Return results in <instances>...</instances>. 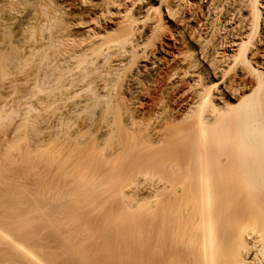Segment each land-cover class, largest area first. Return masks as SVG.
Returning <instances> with one entry per match:
<instances>
[{
  "label": "bare ground",
  "instance_id": "obj_1",
  "mask_svg": "<svg viewBox=\"0 0 264 264\" xmlns=\"http://www.w3.org/2000/svg\"><path fill=\"white\" fill-rule=\"evenodd\" d=\"M151 1L0 0V264H264V0H200L227 97L166 130L135 116L177 15Z\"/></svg>",
  "mask_w": 264,
  "mask_h": 264
},
{
  "label": "rangeland",
  "instance_id": "obj_2",
  "mask_svg": "<svg viewBox=\"0 0 264 264\" xmlns=\"http://www.w3.org/2000/svg\"><path fill=\"white\" fill-rule=\"evenodd\" d=\"M132 1L133 0H130V2H129V4H133V7L131 9L132 12H134L135 10H138V9H140L146 5H150V3L151 4L154 3V1L149 2V0H136L134 2H132ZM161 1L163 3L162 11L163 10L165 11V9H164L165 7H167V6L171 7L172 6L171 10H172V8H174L173 11L177 15L173 16V20H169V21L166 20L165 22L161 21L162 23L161 22L160 23L162 25L159 23L154 28H151L150 26L146 27L148 30L147 29L145 30L147 33L145 34L146 37H144V40L146 43H148V45H152V44L154 45L155 44V46L158 49L156 57L158 58L157 60L160 64L157 62L158 67L156 66V68L158 70H156L157 72H155L153 74L154 76L152 75L150 77V82H149V85L147 87V91L145 92V95L146 94L147 95L144 96L143 100H141L143 102V104L141 106V109H139V111L135 114V116H137L136 118H138L140 120L143 119L145 121L148 119V120L153 122V121H156V120H154L155 115L158 113V111H160L161 108L164 107L165 110L167 109L163 115L165 118L161 117L160 121L157 119L159 127L156 125L157 124L156 122H153V123L158 128L163 129L164 127H166V128H164L166 130V129H173V126L177 127L179 125L178 122H179L180 114L183 110V107H181V100H184L183 102L185 103V106L188 107L189 104L192 102V100H194L193 99L194 98L193 97V90L194 89L195 90H203L205 92H206V90H204V89H207V91L210 92L209 96L212 95L211 99H214V100H226L227 94L225 91L224 92L217 91L218 88L219 89L221 88V85L217 84L220 81V78H219V76H218V80L213 78V75L211 74V72H209V69L206 66L207 65L206 62H204L207 55H208V57L206 58L207 62L209 59H211L210 56L213 57V51L212 50L214 48L213 44L215 41H214V36L210 35L211 33L208 30H207V32H203V30L206 31V29H204L203 26H201L203 28V30L200 27H198L199 26L198 23H200L199 14H201L203 12L202 11L203 3L202 2L199 3L200 0L199 1L198 0H189V2H188V0L187 1L186 0H183V1L180 0L181 2H178L179 0H161ZM177 2L180 5V6H178L179 8H176L177 7L176 5H178ZM182 2L184 4H186L187 2L188 3L186 5H183ZM181 4L183 7L181 6ZM157 5H158L157 3L153 4V6H155V7ZM175 8H176V11H175ZM191 10H192V12H191ZM159 11L161 12V10H159ZM189 18L191 20L188 21ZM215 20L217 22L214 21L212 24H216V25H218L217 27H219L220 26L219 17H218V19H215ZM178 22H181V26L178 25ZM86 25L89 26V24H86ZM106 25H107V27H109V28H107L108 30L113 29L112 27H115V25H113V22L107 23ZM87 26H82V27L77 28V30H76L77 33H79V34L84 33V30L86 29ZM212 26H215V25H212ZM217 27L215 26V29ZM190 28L191 29L193 28L194 30L193 29L191 30ZM195 28H196V30H195ZM198 28L200 31L198 30ZM212 29H214V27H212ZM181 31H182V33H181ZM200 33H201V35H200ZM189 34L190 35L193 34L194 37L191 36V39H190ZM197 36H199L200 39L205 37L207 40L206 47H204V50L201 49V50H203V52H201V53H204V54L207 53V54L203 59L201 58V60H200V53H199L200 47H198L199 43L197 40L198 39ZM196 37H197V39H196ZM195 43H197V44H195ZM204 51H206V52H204ZM211 51H212V53H211ZM191 57H192V59L193 58L196 59V60H194L196 67L193 65L194 67L192 66L190 68V71L188 72V74H190V75L187 74L186 77L181 78V76H182L181 74L185 71V69L187 67L186 65H187L188 60H192ZM185 58H189V59L185 60ZM184 60H185V62L186 61L187 62L185 63ZM191 69L193 70V72H191ZM197 75H198V77H200L199 78L200 81L195 83V82H193V79H196ZM211 81L215 82L217 85L215 83H214L215 86L212 85L213 83H211ZM215 92L216 93L220 92L219 97H217L219 99L213 98V95L216 94ZM8 121L5 120L6 123ZM3 122L0 121V124H2ZM174 122H176V123H174ZM171 126H172V128H170ZM176 127H174V129ZM13 141H12L13 146L15 145V146L20 147L23 144V141H21V140L16 139V141H15V139H14ZM52 151L53 150L51 149L50 152H52ZM0 153L2 154V152H0ZM1 154H0V158L3 157V155H1ZM16 156L17 157H14V159L17 160V163H19L20 162L19 155H16ZM3 163H4V161L1 160L0 165H3V167H4V165L6 166V167H4L6 169V170L4 169L5 171H7V168L9 167L8 168V169H10V171L8 170L9 172H11V169L16 170V169L21 168V166H23V163L22 164L19 163L21 166L19 164L17 165L16 162H15V164L13 163L12 165L9 164V166H8V164L6 165V163H4V164ZM10 166H12V167H10ZM13 166H15V167H13ZM24 166H25V164H24ZM34 170H36V169L34 168ZM141 206H143V205L141 204Z\"/></svg>",
  "mask_w": 264,
  "mask_h": 264
}]
</instances>
